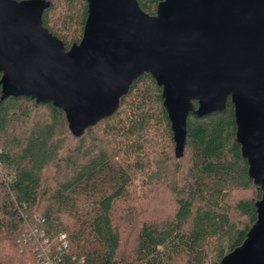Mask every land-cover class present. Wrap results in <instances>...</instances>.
<instances>
[{"label": "trees", "instance_id": "trees-1", "mask_svg": "<svg viewBox=\"0 0 264 264\" xmlns=\"http://www.w3.org/2000/svg\"><path fill=\"white\" fill-rule=\"evenodd\" d=\"M47 1L43 25L69 50L82 40L88 3L64 0L63 27L78 32L70 42L50 27L53 2ZM137 1L153 16L164 0ZM1 78L0 73V264H40L38 253L56 252L62 235L69 244L61 256L65 264H121L118 212L139 213L127 203L132 171L147 172L151 129L164 124L175 146L162 88L151 75L140 77L114 115L77 138L65 113L52 104L3 97ZM236 131L230 99L221 113L189 116L183 156L162 155L145 178L146 184L168 187L174 210L164 219L135 221L133 264H220L244 243L257 221L262 191L249 176ZM247 191L254 199L231 205L233 193ZM233 211L244 221L234 220Z\"/></svg>", "mask_w": 264, "mask_h": 264}, {"label": "water", "instance_id": "water-1", "mask_svg": "<svg viewBox=\"0 0 264 264\" xmlns=\"http://www.w3.org/2000/svg\"><path fill=\"white\" fill-rule=\"evenodd\" d=\"M86 1L82 40L67 50L43 25L51 2L0 0L3 97L52 104L79 138L149 74L162 88L176 158L189 116L221 113L230 99L262 198L246 240L220 264H264V0H164L153 16L137 0Z\"/></svg>", "mask_w": 264, "mask_h": 264}, {"label": "rangeland", "instance_id": "rangeland-1", "mask_svg": "<svg viewBox=\"0 0 264 264\" xmlns=\"http://www.w3.org/2000/svg\"><path fill=\"white\" fill-rule=\"evenodd\" d=\"M51 1L53 2V7L49 14L50 27H52L53 30H57L61 36L67 37L70 42L77 40L78 32L67 31L66 28L63 27V15L65 13L64 0ZM154 113L157 115L158 111H154ZM148 137L150 140L149 144L147 143L145 145L146 155H148L149 161L147 172L132 171V194L131 199L127 203V205L136 208L139 213L135 217H128V211H123L124 208H120L121 212H118V215L123 216L120 223L122 234V247L120 250L121 264H133L132 256L138 228V224H136L135 221L139 222L148 218L153 220H156L155 218H159V220L164 219L174 210V202L169 194L168 187L163 183L146 184L147 181H145V178L148 174L154 173V171L157 170L156 161H159L162 155L167 154L174 157L175 146L172 147L166 138L164 124L162 123L152 128ZM184 162L180 163V165H183ZM55 176L56 174L51 170L47 176L48 181L52 183ZM1 177L0 175V182ZM254 197L255 194L253 191L235 192L230 198V203L234 206L240 200L254 199ZM46 205V202L43 203L41 208L43 209ZM232 217L236 221H244L235 211H233Z\"/></svg>", "mask_w": 264, "mask_h": 264}, {"label": "built area", "instance_id": "built-area-1", "mask_svg": "<svg viewBox=\"0 0 264 264\" xmlns=\"http://www.w3.org/2000/svg\"><path fill=\"white\" fill-rule=\"evenodd\" d=\"M62 244L56 252H51L50 249H43L38 253V259L40 264H65L62 262V254L64 250L68 249V241L66 240V235L60 237ZM79 263H84L83 259Z\"/></svg>", "mask_w": 264, "mask_h": 264}]
</instances>
